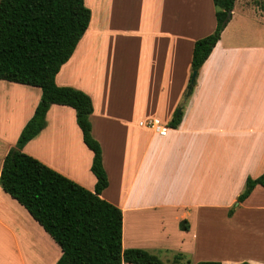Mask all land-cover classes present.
Listing matches in <instances>:
<instances>
[{
    "label": "crops",
    "instance_id": "1",
    "mask_svg": "<svg viewBox=\"0 0 264 264\" xmlns=\"http://www.w3.org/2000/svg\"><path fill=\"white\" fill-rule=\"evenodd\" d=\"M84 2L91 21L55 82L92 100L109 180L101 198L123 212V248L165 264H264V187L237 202L247 179L264 174V0H235L190 93L193 46L217 25L213 0ZM41 97L39 88L0 80V175ZM152 119L166 135L141 125ZM23 152L95 190L94 154L73 108L52 105ZM44 239L55 264L61 248L0 185V264L15 253L23 264H43Z\"/></svg>",
    "mask_w": 264,
    "mask_h": 264
},
{
    "label": "trees",
    "instance_id": "2",
    "mask_svg": "<svg viewBox=\"0 0 264 264\" xmlns=\"http://www.w3.org/2000/svg\"><path fill=\"white\" fill-rule=\"evenodd\" d=\"M213 1L217 25L212 34L195 42L192 74L200 70L219 42L235 3V0ZM90 21L91 11L84 0H0V80L36 87L42 92L33 117L4 159L0 185L61 248L62 255L56 264H165L148 250L123 248V212L101 198L109 180L102 147L92 135V100L81 90L61 87L55 82ZM52 105L68 106L76 112L83 142L94 154L91 166L97 179L94 191L23 152L25 145L45 128ZM181 117L182 113L177 111L169 127H178ZM257 185L264 187V174L247 179L237 202H244ZM229 214L232 215V210ZM180 226L189 230L187 221Z\"/></svg>",
    "mask_w": 264,
    "mask_h": 264
},
{
    "label": "rangeland",
    "instance_id": "3",
    "mask_svg": "<svg viewBox=\"0 0 264 264\" xmlns=\"http://www.w3.org/2000/svg\"><path fill=\"white\" fill-rule=\"evenodd\" d=\"M179 112H180V108L178 109V113ZM251 217L253 219L260 220V215H251ZM50 246L51 245L49 244V242L47 241V239H44L43 246H42L43 247V255H44L43 260H42L43 261V264H52L53 263L52 261L55 259V254H54V252H53V250L51 249ZM11 249L15 250V247L12 246ZM27 249H24V247H23V255H25V256H26V250ZM38 254H39V250H38ZM27 256H28V253H27ZM178 256L180 257V255H177L176 257H178ZM51 257H54V259L52 261H49V259H51ZM162 257L165 260H168V259H171L172 260V255H168V256L166 255L165 257L164 256H162ZM11 258H12L11 264H23V263L20 262L21 261L20 257H18V258L16 257V253ZM189 260H190V262L189 263H186V264H194L195 263L192 257H190ZM28 264H30V262H28ZM167 264H170V263H167ZM179 264H185V263L183 262V263H179Z\"/></svg>",
    "mask_w": 264,
    "mask_h": 264
},
{
    "label": "built area",
    "instance_id": "4",
    "mask_svg": "<svg viewBox=\"0 0 264 264\" xmlns=\"http://www.w3.org/2000/svg\"><path fill=\"white\" fill-rule=\"evenodd\" d=\"M141 125L155 130L160 135H163V136L166 135L167 127L159 119H152V120L147 121L146 123L142 122Z\"/></svg>",
    "mask_w": 264,
    "mask_h": 264
},
{
    "label": "water",
    "instance_id": "5",
    "mask_svg": "<svg viewBox=\"0 0 264 264\" xmlns=\"http://www.w3.org/2000/svg\"><path fill=\"white\" fill-rule=\"evenodd\" d=\"M230 16H231V13H229L228 18H230ZM196 77H197V72H194V73L192 74V76H191V82H190L191 85H190V87H189V91H188V93H190V91L192 90L193 85H194L195 80H196Z\"/></svg>",
    "mask_w": 264,
    "mask_h": 264
}]
</instances>
